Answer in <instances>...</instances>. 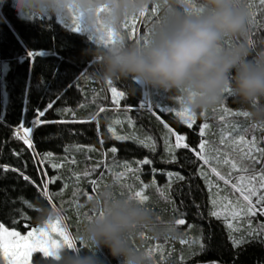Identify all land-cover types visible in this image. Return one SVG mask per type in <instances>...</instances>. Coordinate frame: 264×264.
<instances>
[{
	"label": "trees",
	"instance_id": "16d2710c",
	"mask_svg": "<svg viewBox=\"0 0 264 264\" xmlns=\"http://www.w3.org/2000/svg\"><path fill=\"white\" fill-rule=\"evenodd\" d=\"M186 2L194 6V0ZM248 5L253 22L251 39L259 43L264 41V5L259 0H248ZM159 16L156 10L133 17L125 22L124 31L132 41L147 39ZM133 26L137 29L134 36L129 31ZM91 46L87 35L70 30L55 16L22 19L11 7V0H0V63L9 64L4 75L8 102L0 108V224L27 233L43 228L37 222L39 205L55 207L74 243L84 247L77 236L91 215L89 197L102 184L117 182L122 195L142 190L145 202L159 217L185 220L177 225L179 237L163 239L165 244H158L147 231L141 234L155 264H264V237L248 235L264 224V215L258 212L251 222L253 228L239 232H230L223 217L217 220L210 216L215 209L208 186L217 180L197 155L202 126H223L221 116L230 120L233 113L244 112L243 108L226 93L223 104L200 113L199 121L188 127L177 114V100L130 91L128 82L109 84L94 79L90 75L94 62L85 55ZM112 87L124 96L114 94ZM49 102L53 107L41 119L63 122L34 128V153L18 137L17 129L22 121L24 127H31L36 111L45 109ZM169 108L171 112L164 111ZM239 118L241 129H248L242 133L255 134L257 144L261 143L264 125ZM173 133L184 136L189 148H172ZM116 135L134 138L117 140ZM148 137L155 141L154 152L138 142ZM113 147L117 152L111 151ZM47 153L52 155L41 163ZM172 156L175 162H171ZM145 158L152 164L137 163ZM168 173L173 174L171 182ZM175 174L183 180H176ZM24 176L30 179L26 181ZM46 181L50 182L45 188ZM242 236L248 242L234 246L230 237L239 240ZM99 254L102 264H117L106 248ZM41 260L42 253L33 258L34 264H41Z\"/></svg>",
	"mask_w": 264,
	"mask_h": 264
},
{
	"label": "clouds",
	"instance_id": "9594fccd",
	"mask_svg": "<svg viewBox=\"0 0 264 264\" xmlns=\"http://www.w3.org/2000/svg\"><path fill=\"white\" fill-rule=\"evenodd\" d=\"M11 7L22 19L55 16L89 33L92 46L85 55L100 83L128 82L130 91L165 95L192 116L220 106L230 91L248 119L264 125V41L251 39L248 0H194V6L186 0H11ZM156 10L151 35L130 40L125 22ZM39 207L43 227L60 216L55 207ZM87 207L91 215L77 236L84 247L60 243L42 253L41 264H102L105 248L117 264H155L141 234L179 237L174 219L122 195L117 182L102 184Z\"/></svg>",
	"mask_w": 264,
	"mask_h": 264
},
{
	"label": "snow or ice",
	"instance_id": "6c2138e0",
	"mask_svg": "<svg viewBox=\"0 0 264 264\" xmlns=\"http://www.w3.org/2000/svg\"><path fill=\"white\" fill-rule=\"evenodd\" d=\"M260 5H264V0H259ZM126 26V25H125ZM75 31H80L79 28H74ZM131 34L134 36L137 32V29L135 26L131 27L129 29ZM101 39H103L101 37ZM109 84H112L109 82ZM111 91L113 93L117 92L116 87H112ZM228 94H231L230 91ZM121 96H124V93H120ZM146 96L148 95L147 93L145 94ZM53 107L52 102H49L48 105L46 106L45 109L43 110H37L35 119L31 123L32 127H24L23 121L21 122L19 128L17 129L18 132L22 131L23 136H20L19 138L23 139L26 144H28L29 148L33 150L35 153V148L34 145L31 143V133L33 132V128L39 127L42 124L45 123H60L63 121H47L43 120L41 118L45 117L46 112ZM144 104H140V108H143ZM103 111V109H101ZM164 111H169L171 112L172 109H164ZM178 115L181 114H187L189 119H185V123L188 124V127L192 126L191 119L194 118V116L188 114L185 110L182 109V112H178ZM233 115H243L245 118H248L247 113L241 112V113H233ZM224 116L220 117V120H224ZM116 123H120V121H116ZM167 128V125H165ZM209 127L208 124H204L203 128ZM231 127L233 129L232 132H225L222 129V139H221V144L224 143L225 140H230L236 131H243L246 133L248 129L245 127L241 129L240 124L238 122H231L227 123L225 125V128ZM252 127H256L255 124L252 125ZM203 128L201 129V135H203ZM112 131V129H109ZM169 132L171 133L172 130L169 129ZM175 135V144L172 145V148L175 149H188L189 145L187 143H182L186 138L184 136L178 135L173 133ZM115 138L117 140H124V139H129V138H134V137H128V136H120L116 135ZM240 140H244V136L241 135L239 137ZM140 144H142L143 147L150 149L151 151H155V141L152 139V137H148L147 141L144 140H139L138 141ZM167 144V140L165 141ZM255 142H256V137L253 136L252 138V146L249 148L248 152L244 153L243 155L239 156L238 159H234L232 161H229L228 159H224L223 163L225 164H230V167L232 169H237L239 165V172L241 173L238 175L235 179L236 182L232 183V188L239 193V196L242 197L243 199V205L240 207L239 211H234L231 212L229 215L231 216L232 219H236L237 216H239L241 213L244 216H251L254 217L257 215L259 212L261 215H264V166H262L259 171L256 169V165L260 163V159L264 158V149H258L255 147ZM207 145V156H205L203 153L205 151ZM200 151L197 152V155L199 158L203 161L205 165H210V160H215L217 163L221 162V157H220V149L216 146L210 145L208 141H202L199 145ZM259 152V158L253 155V151ZM113 153L117 152V149L113 147L111 149ZM171 151V149H169ZM52 154L47 153L41 160V163L44 160H47ZM176 157L172 156L171 157V162H175ZM247 161V163H245ZM74 162V161H73ZM139 165H150L152 164V161L148 158H145L141 161L137 162ZM53 168L60 167V165L57 164H52ZM125 168H128L129 166L127 164L124 165ZM5 171L8 170V168L5 166ZM13 171H19L18 169H12ZM153 172L157 171L156 169H152ZM211 171L215 173L217 176H219L220 180H223L225 184L231 183V179H226L225 176L220 175L219 172H217L215 167L211 168ZM23 175V173H21ZM169 176V182H171V177L172 173L167 174ZM231 176V173H229V177ZM176 180H183V176L179 174H175ZM24 180L28 181L30 178L27 176L23 177ZM119 179V177H117ZM50 181H46L44 187L46 188L47 183ZM34 183V182H33ZM209 187L211 188V184H209ZM158 192H160V189H158ZM44 196H47V193L43 194ZM129 195L135 196L136 198L140 199L142 202H145L147 200V196L143 194L142 190L135 191L134 193L130 191ZM253 197L255 198V203L253 202ZM91 199V197H89ZM27 204L28 202L25 201ZM216 200L212 201V204L216 206ZM31 207V205H29ZM210 216L215 217L217 220L222 219V215L220 211L213 210L210 212ZM226 226L229 228L230 232L233 229L232 224L228 221V217L224 216L223 217ZM59 221V218L57 219V222ZM176 225H183L185 223L184 219H178L175 221ZM49 225H52L50 223ZM249 227L251 228V220H249ZM47 231H51V228H48V225L45 228H38L37 231L41 233V235L37 236L36 238L33 239L32 244L28 246L26 252H24V255H21V252L23 250H18L12 247V240H14L19 234L16 232H8L6 228L2 224H0V250L3 251V254L5 258L7 259V264H27V256L34 250L39 249L40 252L42 253H49L50 249L55 247L56 245H59L60 243L64 244H72L73 242L65 235L63 236V239L59 242L50 240L47 238L44 233ZM5 233H7V236H5ZM255 235H259L264 237V224H260L258 229H252L249 231L248 235L249 237H253ZM11 237L12 240H9L8 238ZM233 241L234 246H239L240 244L247 243L248 241L242 236L239 240L235 239L234 237H230ZM264 242V241H262Z\"/></svg>",
	"mask_w": 264,
	"mask_h": 264
},
{
	"label": "rangeland",
	"instance_id": "374dc122",
	"mask_svg": "<svg viewBox=\"0 0 264 264\" xmlns=\"http://www.w3.org/2000/svg\"><path fill=\"white\" fill-rule=\"evenodd\" d=\"M57 21L66 25L70 30L75 31L73 27H71L68 24H65L63 21H60L58 19H57ZM75 32L85 34L89 37V33L82 32V31H75ZM8 70H9V64L7 62L0 63V108H3V109L6 107V104L8 102L7 94H6V91L4 89V75L7 73ZM114 94H116V93H114ZM116 95L120 96V94H116ZM177 103L179 106L178 107L179 112H182V106L180 105L178 100H177ZM179 116L181 117L183 122L185 121V119H189L187 114H181ZM241 116H243V115H232L231 117H233V118H231L230 120L224 119L223 121L225 123H223L224 124L223 126H221V125L219 127L218 126H212L214 128H212L210 126L207 128H203V126H202L204 134L202 135V139L200 141V143L202 141H208L210 145L216 146L220 149L221 162L217 163L215 160H210L211 167L209 165H206L209 169V174L213 175V177L216 178V180H217L216 183H214V179H212L214 185L213 184L211 185V188H212L211 203L213 200H216L217 203L215 206V210L220 211L222 217L227 216L228 221L233 226L232 230L238 231V232L241 230H246V229L248 230L250 228L249 227V220H251V222H252L254 220L253 219L254 217L244 216L241 213L239 216H237L236 219H232L231 216L229 215L231 212L239 211L240 207L244 203L242 197L239 196V193L232 188V183L236 182L235 178L238 175H240L241 173L238 170L239 165H238L237 169H232L230 167V164L223 163V160L226 158L229 161H232L234 159H238L239 156L248 152L249 148L252 146V138H253V136L256 137V135L252 134L251 136H248L246 134H243L242 133L243 131H236L234 136L230 140H225L223 144H221V139H222V129L225 132H232L233 131V129L231 127L225 128V125L227 123H231V122H241L242 119L239 118ZM194 121H196V122L199 121V114L194 116L193 119H191L192 126H193ZM206 124H208V123H206ZM200 134H201V130H200ZM241 135L244 136V140L239 139V137ZM182 143H185V142L182 141ZM200 143H199V145H200ZM199 145H198V147H199ZM255 147L258 149H264V138L262 139V142L258 143V144H257V138H256ZM199 151H200V149H199ZM256 153L257 152L254 150L253 155L259 158V156L256 155ZM203 154L205 156H207V145H206V148H205V151ZM245 163H247V161ZM262 166H264V158H261L260 163L256 165L257 171H259V169ZM212 167H215L217 172H219L220 175L225 176L226 179L230 178L231 183L225 184V182L223 180H220L219 176H217L215 173H213L211 171ZM229 173H231L230 177H229ZM210 184H211V182H210ZM228 191L230 192V194L228 193ZM253 202L255 203L254 197H253ZM3 226H4V228H6L8 230V232H16L19 234L14 240H12L11 237H9L8 239L12 240V247L13 248L18 249V250H23L21 252V255H24V252H26L28 246L32 244L33 239L36 238L37 236L41 235V233H39L37 231V229H32V230L28 231L27 233H20L18 231L9 229L5 225H3ZM43 228H45V227H43ZM48 228L52 229L51 231L46 230V232L44 233V235H46L48 239L59 242L63 239V236L66 235L72 242H74L73 238L71 236V233L69 231V228L66 225L64 217L61 214L59 216V221L58 222H57V220L53 221L52 225H48ZM251 228H253L252 224H251ZM5 236H7V233H5ZM157 243L158 244H165V240H163V239L157 240ZM37 253H42V252H40L39 249H36V250L32 251L27 256V264H34L33 258ZM0 259L2 260V264H7V259L5 258L2 250H0Z\"/></svg>",
	"mask_w": 264,
	"mask_h": 264
},
{
	"label": "built area",
	"instance_id": "2783aa9c",
	"mask_svg": "<svg viewBox=\"0 0 264 264\" xmlns=\"http://www.w3.org/2000/svg\"><path fill=\"white\" fill-rule=\"evenodd\" d=\"M31 127H32V125H31ZM36 128V127H35ZM33 130H34V128H33ZM21 133H22V131H20V132H17V135H18V137H20L21 136Z\"/></svg>",
	"mask_w": 264,
	"mask_h": 264
},
{
	"label": "bare ground",
	"instance_id": "6f19581e",
	"mask_svg": "<svg viewBox=\"0 0 264 264\" xmlns=\"http://www.w3.org/2000/svg\"><path fill=\"white\" fill-rule=\"evenodd\" d=\"M24 134H23V132L21 133V136H23Z\"/></svg>",
	"mask_w": 264,
	"mask_h": 264
}]
</instances>
